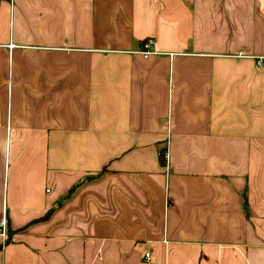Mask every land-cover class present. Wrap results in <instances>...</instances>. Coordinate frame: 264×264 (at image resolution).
<instances>
[{"label":"crops","instance_id":"1","mask_svg":"<svg viewBox=\"0 0 264 264\" xmlns=\"http://www.w3.org/2000/svg\"><path fill=\"white\" fill-rule=\"evenodd\" d=\"M259 56L264 0H0V264H264Z\"/></svg>","mask_w":264,"mask_h":264},{"label":"built area","instance_id":"2","mask_svg":"<svg viewBox=\"0 0 264 264\" xmlns=\"http://www.w3.org/2000/svg\"><path fill=\"white\" fill-rule=\"evenodd\" d=\"M154 46H155V39L152 37H149L148 39L145 40L144 44H143V48L140 51V53L145 56V57H149L150 55H152L153 53H155L156 51L154 50ZM242 56V55H240ZM256 65L257 67H262L264 64V57L263 56H259L256 57ZM6 225H7V221H6V217L3 218V220L0 223V227H1V231L2 233L5 235V229H6ZM150 253L147 252L146 253V257L149 258Z\"/></svg>","mask_w":264,"mask_h":264},{"label":"trees","instance_id":"3","mask_svg":"<svg viewBox=\"0 0 264 264\" xmlns=\"http://www.w3.org/2000/svg\"><path fill=\"white\" fill-rule=\"evenodd\" d=\"M160 159H161V161L163 162V163H165V161H166V151H164V150H162L161 151V154H160ZM245 207L246 208H248V202H247V199H245ZM10 240H11V236L7 233V238H6V243H8V242H10ZM1 247L2 246H0V250H1Z\"/></svg>","mask_w":264,"mask_h":264}]
</instances>
